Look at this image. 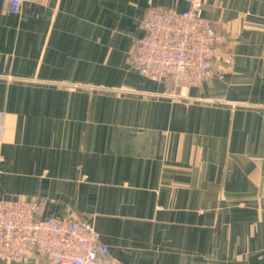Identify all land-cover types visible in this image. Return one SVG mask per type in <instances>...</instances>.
Segmentation results:
<instances>
[{"label": "crops", "instance_id": "crops-1", "mask_svg": "<svg viewBox=\"0 0 264 264\" xmlns=\"http://www.w3.org/2000/svg\"><path fill=\"white\" fill-rule=\"evenodd\" d=\"M203 5L222 54L173 90L131 60L182 0H0V193L90 222L96 264H264V0Z\"/></svg>", "mask_w": 264, "mask_h": 264}, {"label": "built area", "instance_id": "built-area-1", "mask_svg": "<svg viewBox=\"0 0 264 264\" xmlns=\"http://www.w3.org/2000/svg\"><path fill=\"white\" fill-rule=\"evenodd\" d=\"M3 0L2 12L19 14L24 2ZM184 11L148 8L141 20L143 35L131 60L145 78L167 83L173 90L189 87L212 74L222 54L224 37L203 16V0H182ZM37 199H5L0 193V260L32 253L54 264H96L107 254L94 226L83 219L40 217Z\"/></svg>", "mask_w": 264, "mask_h": 264}]
</instances>
